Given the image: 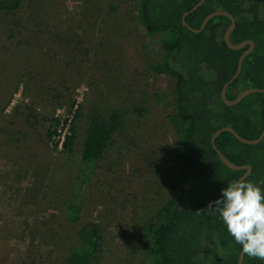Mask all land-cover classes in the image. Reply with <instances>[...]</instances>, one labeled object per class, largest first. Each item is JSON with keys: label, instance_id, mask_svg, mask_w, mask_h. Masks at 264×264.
Wrapping results in <instances>:
<instances>
[{"label": "rangeland", "instance_id": "obj_1", "mask_svg": "<svg viewBox=\"0 0 264 264\" xmlns=\"http://www.w3.org/2000/svg\"><path fill=\"white\" fill-rule=\"evenodd\" d=\"M139 1L36 0L0 13V264H63L88 223L104 232L91 264L153 263L143 228L168 200L178 147L174 81L149 69L163 51ZM71 101L75 138L62 152L44 138ZM111 110L119 131L82 162L87 128Z\"/></svg>", "mask_w": 264, "mask_h": 264}, {"label": "trees", "instance_id": "obj_2", "mask_svg": "<svg viewBox=\"0 0 264 264\" xmlns=\"http://www.w3.org/2000/svg\"><path fill=\"white\" fill-rule=\"evenodd\" d=\"M33 1L36 0H0V13H13L23 3ZM197 1L140 0L137 8L139 23L148 35H159L163 51L159 62L149 64L150 71L174 81L170 124L178 147L175 164L179 172L169 181L168 200L143 228L152 264H236L241 246L228 234L219 214L208 206L243 171H232L220 162L210 137L217 129L230 127L240 137L254 139L263 126V93L249 94L231 107L222 103L220 89L234 73L238 56L247 46L238 51L226 47L223 32L229 20L224 16L209 19L199 33L184 28L180 18ZM215 11L227 12L233 18L231 44L246 40L253 43L239 74L227 86L225 98L231 101L246 89L264 90V0H204L184 21L197 29L202 18ZM74 105L73 101L69 103L68 112ZM77 114L78 108L74 118ZM120 120V112L111 110L106 120L91 122L82 142V162L99 159L110 146L112 135L119 131ZM50 123L44 138L48 143L59 118L50 119ZM69 133L61 143L62 152H70L73 146V128ZM52 146L57 148L56 144ZM214 146L232 164L248 165L250 173L244 181L264 190V136L255 145H245L223 132L216 137ZM75 235L76 246L63 264H91L104 246L102 228L88 223ZM241 264L264 261L243 254Z\"/></svg>", "mask_w": 264, "mask_h": 264}, {"label": "clouds", "instance_id": "obj_3", "mask_svg": "<svg viewBox=\"0 0 264 264\" xmlns=\"http://www.w3.org/2000/svg\"><path fill=\"white\" fill-rule=\"evenodd\" d=\"M208 208L219 214L244 255L264 261V190L261 187L244 180L233 181L221 189L220 198Z\"/></svg>", "mask_w": 264, "mask_h": 264}, {"label": "water", "instance_id": "obj_4", "mask_svg": "<svg viewBox=\"0 0 264 264\" xmlns=\"http://www.w3.org/2000/svg\"><path fill=\"white\" fill-rule=\"evenodd\" d=\"M204 0H198L188 11L184 12L180 18V22L181 25L186 28L188 31H190L191 33H199L202 31V29L205 27L206 23L208 22L209 19L216 17V16H224L226 18H228L229 20V25L226 27L225 31L223 32V41L224 44L226 45V47L230 50H234V51H238L241 50L244 46H247V48L245 50H243L240 55L238 56L237 62H236V67L234 70V73L232 74V76L222 85L221 89H220V99L222 101V103L227 106V107H231L236 105L237 103H239V101L241 99H243L244 97H246L249 94H253V93H263L264 94V90H260V89H246L241 91L240 93H238L236 95V97L229 101L225 98V90L227 88V86L229 84H231L234 79L237 77V75L239 74L240 68H241V63L242 60L244 59V57L246 55H248L252 49H253V43L249 40L246 41H241L235 45L231 44L229 42V34L231 32V30L234 27V21L233 18L231 17L230 14H228L227 12H223V11H215L212 13H209L207 15H205L201 22L200 25L197 29H192L190 28L184 21V18L193 13L194 11H196L203 3ZM223 132H228L230 133L238 142L245 144V145H255L257 144L262 137L264 136V113H263V126H262V130L260 132V134L258 135L257 138L254 139H244L242 137H240L232 128L230 127H222L217 129L216 131H214L210 137V145L211 148L213 149V151L216 153L218 159L220 160V162L227 167L228 169L232 170V171H243L242 175H240L236 181L239 180H244L250 173V167L248 165H234L231 162H229L214 146V141L216 139V137L223 133ZM242 259H243V253H242V248L239 251L238 257H237V261L236 264H241L242 263Z\"/></svg>", "mask_w": 264, "mask_h": 264}, {"label": "built area", "instance_id": "obj_5", "mask_svg": "<svg viewBox=\"0 0 264 264\" xmlns=\"http://www.w3.org/2000/svg\"><path fill=\"white\" fill-rule=\"evenodd\" d=\"M75 114V106L68 112V116L64 118H59V125L57 128H55V133L51 137V140L48 144L53 145L56 144L58 149H61V143L63 141L64 136L69 135V128H70V122ZM63 120L66 121L65 124H63Z\"/></svg>", "mask_w": 264, "mask_h": 264}]
</instances>
